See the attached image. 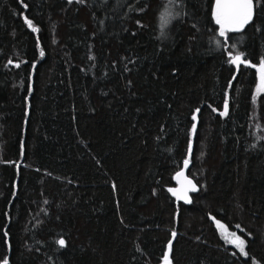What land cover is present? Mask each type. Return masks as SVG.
<instances>
[{
	"label": "trees",
	"instance_id": "obj_1",
	"mask_svg": "<svg viewBox=\"0 0 264 264\" xmlns=\"http://www.w3.org/2000/svg\"><path fill=\"white\" fill-rule=\"evenodd\" d=\"M214 4L0 0V264H264V0Z\"/></svg>",
	"mask_w": 264,
	"mask_h": 264
},
{
	"label": "snow or ice",
	"instance_id": "obj_2",
	"mask_svg": "<svg viewBox=\"0 0 264 264\" xmlns=\"http://www.w3.org/2000/svg\"><path fill=\"white\" fill-rule=\"evenodd\" d=\"M252 8H253V0H231L230 3L222 4L221 0H217V7L214 15L216 16V22L221 25V32L220 35H224V23L225 19H227L234 28H240L243 27L244 24L248 23V21L252 18ZM29 24L31 25V22L29 21ZM241 55L237 54L235 57L232 58V63H241ZM259 91H264V62H262L261 67V84L258 89ZM225 109H227V101L225 102ZM226 114V113H222ZM195 118V117H194ZM193 128H195V125H193ZM188 161H185V166H187ZM182 175V173L177 174ZM189 185H191V181L187 182ZM192 190H195V186H192ZM172 191V190H170ZM174 194H176L174 192ZM187 195V190L183 192V195L178 198H184ZM239 227V226H237ZM175 235V233H173ZM228 240L229 243L235 244V246L240 250L241 253H245V241L237 236L235 233L228 234ZM58 243L63 246L64 241L60 240ZM169 245H171V241L169 242ZM164 264H168V253H165L164 256Z\"/></svg>",
	"mask_w": 264,
	"mask_h": 264
},
{
	"label": "water",
	"instance_id": "obj_3",
	"mask_svg": "<svg viewBox=\"0 0 264 264\" xmlns=\"http://www.w3.org/2000/svg\"><path fill=\"white\" fill-rule=\"evenodd\" d=\"M231 0H221V3L222 4H227V3H230ZM214 6H215V10H216V7H217V0H214ZM227 26H229L230 28H234L232 26V24L227 20L225 19V23ZM233 58V57H232ZM227 100H224L222 102V106H221V109L219 110V114L222 115V113H227V109H225V102ZM226 114H223L222 116H224ZM188 161L187 163V166H185V161ZM190 165V161L188 159H184L182 162H181V165L179 167V169H177V171H175L173 173V176H172V181H173V185H171L169 188H168V193L174 197H176L178 200H180L182 203H187L190 199V194L194 193L197 189V185L196 183L193 181V179L191 177H189L187 175V168L189 167ZM178 173H182V175H177ZM188 181H191V185H189L187 182ZM195 186V190H192V186ZM172 190V191H170ZM187 190V195L186 197L184 198H178L180 196L183 195V192ZM174 192L176 194H174ZM173 233H175L176 235V232L172 231L170 233V238L168 239L167 243H166V249H165V252H164V255H163V258H162V262L160 264H164V256H165V253H169V250H170V245H169V242L174 240L175 238V235H173ZM61 239L59 238L58 241H60ZM59 244V243H58ZM60 245V244H59ZM168 263H169V259H168Z\"/></svg>",
	"mask_w": 264,
	"mask_h": 264
},
{
	"label": "rangeland",
	"instance_id": "obj_4",
	"mask_svg": "<svg viewBox=\"0 0 264 264\" xmlns=\"http://www.w3.org/2000/svg\"><path fill=\"white\" fill-rule=\"evenodd\" d=\"M215 6L213 8V12L215 13ZM216 17V16H215ZM219 28H220V31H221V25L219 24ZM228 29H233V28H230L229 26H227L226 24H224V31L228 30ZM261 67H262V62H260V65L258 66V71H257V75H256V78H255V85H254V91L255 92H258L259 90V87H260V84H261ZM193 119L194 118V115H193ZM193 125H194V121L192 123V126H191V132L193 131ZM215 227H216V231H217V234L222 242V244H225V245H230L233 247V249H236L237 251H240L236 246L235 244L233 243H229V240H228V234L230 233H235L237 236H239L235 231L231 230V229H227L222 223L220 222H216L215 223ZM240 237V236H239ZM162 262V259L157 263V264H160Z\"/></svg>",
	"mask_w": 264,
	"mask_h": 264
}]
</instances>
